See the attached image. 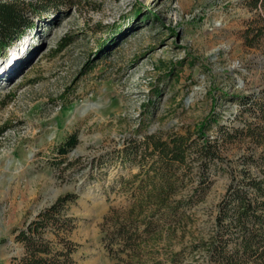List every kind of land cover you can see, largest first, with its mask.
<instances>
[{"label":"rangeland","instance_id":"rangeland-1","mask_svg":"<svg viewBox=\"0 0 264 264\" xmlns=\"http://www.w3.org/2000/svg\"><path fill=\"white\" fill-rule=\"evenodd\" d=\"M16 1L31 24L0 55V264L22 251L12 228L64 191L77 194L67 204L74 264H114L101 232L127 204L118 176L137 165L121 164L113 150L129 136L206 117L216 119L205 127L210 138L217 123L241 125L238 95L264 85V54L239 35L253 11L246 0H52L42 12L30 9L41 0ZM70 131V163L55 166V146ZM218 147L231 162L256 149L247 137ZM227 181L213 175L187 217L153 245L200 243L182 264H205L203 242Z\"/></svg>","mask_w":264,"mask_h":264},{"label":"trees","instance_id":"trees-1","mask_svg":"<svg viewBox=\"0 0 264 264\" xmlns=\"http://www.w3.org/2000/svg\"><path fill=\"white\" fill-rule=\"evenodd\" d=\"M51 1L41 0L30 9L45 11ZM246 4L253 12L239 31L242 44L264 54V0H246ZM30 24L18 1L0 0V55ZM261 78L264 83V70ZM238 115L241 125L217 123L211 138L205 127L216 119L206 117L192 128L181 124L129 136L113 150L121 164L137 165L129 176H118L117 186L125 193L127 204L111 216L110 225L101 232L114 264H182L200 243L166 249L154 246L153 240L163 228L187 217L215 174H226L228 181L210 217L203 242L204 263L264 264V85L238 95ZM246 137L255 150L232 162L219 151L220 142ZM76 142L74 131L58 142L53 151L55 166L70 163L65 153ZM102 156L95 157L93 164ZM76 196L73 191L59 193L12 228L13 240L22 248L12 257L14 264H74L71 252L75 243L67 238L74 218L67 213V204Z\"/></svg>","mask_w":264,"mask_h":264}]
</instances>
